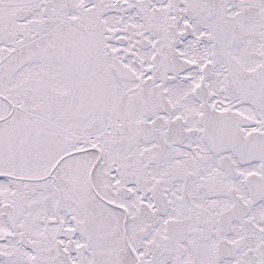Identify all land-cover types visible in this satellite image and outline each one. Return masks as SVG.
I'll return each instance as SVG.
<instances>
[{
  "label": "snow or ice",
  "instance_id": "snow-or-ice-1",
  "mask_svg": "<svg viewBox=\"0 0 264 264\" xmlns=\"http://www.w3.org/2000/svg\"><path fill=\"white\" fill-rule=\"evenodd\" d=\"M0 264H264V0H0Z\"/></svg>",
  "mask_w": 264,
  "mask_h": 264
}]
</instances>
